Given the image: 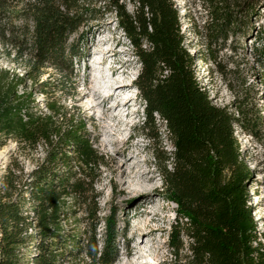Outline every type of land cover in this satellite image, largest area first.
I'll return each mask as SVG.
<instances>
[{"label":"trees","instance_id":"trees-1","mask_svg":"<svg viewBox=\"0 0 264 264\" xmlns=\"http://www.w3.org/2000/svg\"><path fill=\"white\" fill-rule=\"evenodd\" d=\"M125 1L108 4L140 64L133 83L144 102L141 129L148 132L157 116L173 146L164 156L170 168L161 170L164 198L176 205L171 247H183L184 232L189 264H264L235 134L238 126L256 135L259 110L211 101L195 78L172 0H127L131 11ZM208 9L218 33L239 20L226 1ZM87 13L79 0H0V49L23 69L19 76L0 65V149L12 141L20 155L39 147L43 154L27 172L15 156L0 174V264H65L83 255L112 264L117 256L112 216L102 244L96 238L94 183L103 156L85 120L61 101L78 54L70 37ZM47 68L60 77L42 80ZM75 207L87 213L83 232L64 223Z\"/></svg>","mask_w":264,"mask_h":264},{"label":"rangeland","instance_id":"rangeland-1","mask_svg":"<svg viewBox=\"0 0 264 264\" xmlns=\"http://www.w3.org/2000/svg\"><path fill=\"white\" fill-rule=\"evenodd\" d=\"M172 1L183 45L193 57L195 78L211 101L219 106L231 105L232 110L245 102L261 115L256 135L238 126L235 134L248 173L247 205L264 243V0H223L239 20L220 33L208 5L222 0ZM125 2L131 11L133 5ZM79 4L88 10L87 19L70 37L78 54L73 59L72 82L61 101L85 120L93 146L103 156L94 183L96 238L102 244L104 219L112 216L118 231L117 256L112 264H189L187 235L180 233V249L170 245L176 205L164 198L161 170L163 165L170 168L164 156L173 146L157 116L148 132L141 129L144 102L133 83L140 68L134 48L115 13L109 10L108 0H79ZM12 57L0 49V65L14 69L20 76L23 69ZM45 71L42 80L49 74L53 80L60 77L53 68ZM114 86L117 90L113 97L98 106ZM34 97L43 108V96ZM116 100L121 105L111 109ZM154 135L155 139L151 137ZM16 148L11 141L0 149V174L15 156L27 172L43 155L40 147L29 157L17 153ZM75 208V214L65 215L64 223L83 232L87 213L82 207ZM65 264L93 263L83 255Z\"/></svg>","mask_w":264,"mask_h":264},{"label":"bare ground","instance_id":"bare-ground-1","mask_svg":"<svg viewBox=\"0 0 264 264\" xmlns=\"http://www.w3.org/2000/svg\"><path fill=\"white\" fill-rule=\"evenodd\" d=\"M117 90V86H114L113 88H112V92L110 93V94H108V95H105L104 96V99L98 104V106L99 105H104V101H105V99H108V98H111V97H113V95H114V93H115V91ZM119 105H121V101L120 100H116L114 103H113V105H112V107H110L111 109H116ZM94 107H96V106H91L90 108L91 109H93ZM109 109V108H108ZM137 249V248H136ZM138 250V249H137ZM134 252V251H133ZM138 253V252H137Z\"/></svg>","mask_w":264,"mask_h":264}]
</instances>
